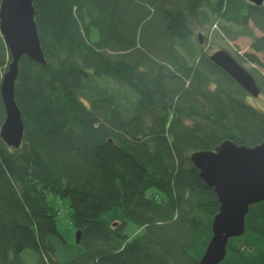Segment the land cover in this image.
Masks as SVG:
<instances>
[{
  "label": "trees",
  "instance_id": "16d2710c",
  "mask_svg": "<svg viewBox=\"0 0 264 264\" xmlns=\"http://www.w3.org/2000/svg\"><path fill=\"white\" fill-rule=\"evenodd\" d=\"M200 5L251 37L229 52L264 92V2L33 1L47 63L20 59L25 136L20 148L0 137V264H27L28 249L36 264L199 263L219 200L190 154L264 141V109L195 41ZM10 61L0 31V81ZM51 197H69L80 243ZM245 220L219 264H264V201ZM129 224L142 228L132 239Z\"/></svg>",
  "mask_w": 264,
  "mask_h": 264
},
{
  "label": "water",
  "instance_id": "95a60500",
  "mask_svg": "<svg viewBox=\"0 0 264 264\" xmlns=\"http://www.w3.org/2000/svg\"><path fill=\"white\" fill-rule=\"evenodd\" d=\"M34 0H1L0 31L10 50L11 61L0 84L1 102L5 119L0 137L11 148H20L25 136V123L15 97L20 59L27 56L46 64L35 23ZM261 5L264 0H252ZM198 41L202 44V34ZM209 59L226 71L241 87L256 97L261 94L257 81L235 57L223 48L209 54ZM199 169L200 177L215 189L219 200L218 212L213 217L208 245L199 264H219L228 255L230 239L245 233L246 215L250 206L264 201V141L258 144H236L230 139L215 149L196 150L190 155ZM81 241V230L75 235Z\"/></svg>",
  "mask_w": 264,
  "mask_h": 264
},
{
  "label": "rangeland",
  "instance_id": "374dc122",
  "mask_svg": "<svg viewBox=\"0 0 264 264\" xmlns=\"http://www.w3.org/2000/svg\"><path fill=\"white\" fill-rule=\"evenodd\" d=\"M207 19L208 20L199 25V27L195 28V41L196 43L201 44L198 41V35L199 33H201L203 35V43L201 44L202 49L207 54H211L215 50H219L221 48H224L233 54L240 55H243L244 52L250 50L249 46L252 42L251 39L244 36L237 37L238 35H240V33L235 34L236 32L241 30L239 27L233 24L229 25V23L224 19L215 18L212 15H210ZM230 30L231 32H228ZM257 34H260V32L257 31ZM243 66L248 69L251 67V64L244 62ZM247 101L252 103L255 107L257 106L264 109V92H261V94L256 97L250 94ZM151 194H153V192L149 191L148 195ZM51 200V204L59 209V214L57 217L58 229L61 230V233L67 239L72 238V240H75L74 234L76 230L75 228H73L72 219L70 217L72 208L70 207L69 197H51ZM128 231L129 235L134 237L135 235L142 232V228L136 225H130ZM22 257L27 264L37 263V254L31 249L22 251Z\"/></svg>",
  "mask_w": 264,
  "mask_h": 264
},
{
  "label": "bare ground",
  "instance_id": "6f19581e",
  "mask_svg": "<svg viewBox=\"0 0 264 264\" xmlns=\"http://www.w3.org/2000/svg\"><path fill=\"white\" fill-rule=\"evenodd\" d=\"M249 3H252V4H254V5H256V6H261V5H259V4H256L254 1H252V0H247ZM197 13L196 14H194V16H193V18L192 19H190L191 20V26L195 29L196 27H199V25H201L203 22H205L207 19H206V17H207V10L205 9V8H203L202 7V5H200L199 7H198V9H197ZM194 13V12H193ZM193 13L191 14V15H193ZM249 27L255 32V34H257V29H256V27H254L253 26V24L251 25V24H249ZM239 36H244V37H246V38H250L251 39V37L250 36H248V35H244V34H240V35H238L237 37H239ZM2 37H3V39H4V36L2 35ZM202 37H203V35H202ZM251 41H252V39H251ZM4 42H5V45H6V47H7V49H8V44H7V41H6V39H4ZM224 49V48H223ZM226 50V49H225ZM9 52H10V50H9ZM27 57V56H26ZM210 60V59H209ZM210 61H212V60H210ZM245 67V66H244ZM246 68V67H245ZM247 69V68H246ZM248 70V69H247ZM251 73V72H250ZM192 153H194V152H192ZM191 153V154H192ZM190 154V155H191ZM190 157V156H189ZM200 172V171H199ZM202 179V178H201ZM205 182V181H204ZM206 184V183H205ZM216 192V191H215ZM219 208V207H218ZM115 223H117V222H115ZM130 225L131 224H129V226H128V229H129V227H130ZM78 230H76V232H77ZM76 232H75V234H74V238H75V235H76ZM128 236L130 237V239H132V238H134V237H132V236H130L129 235V231H128ZM68 241L70 242H74L72 239H68ZM75 241H76V238H75ZM202 257V256H201ZM227 257V256H226ZM201 259V258H200ZM200 259H199V262H200ZM223 261V260H222ZM199 264V263H198Z\"/></svg>",
  "mask_w": 264,
  "mask_h": 264
}]
</instances>
